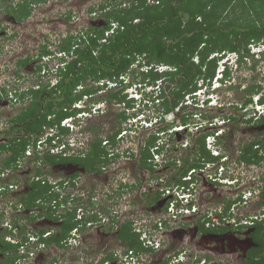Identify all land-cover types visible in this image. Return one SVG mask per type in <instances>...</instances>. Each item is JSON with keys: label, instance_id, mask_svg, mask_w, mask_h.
Wrapping results in <instances>:
<instances>
[{"label": "rangeland", "instance_id": "obj_1", "mask_svg": "<svg viewBox=\"0 0 264 264\" xmlns=\"http://www.w3.org/2000/svg\"><path fill=\"white\" fill-rule=\"evenodd\" d=\"M17 1L19 0H0V88L5 87L8 94L7 97L0 96V130L5 129L7 120L20 111L21 108H24L28 102L27 99L14 95V91L25 90L29 86H33L39 79L42 83L51 79L54 80L50 67H54V64L57 63V53L49 56L48 59L45 58L39 61V63L48 66L42 69L40 74L35 73L32 69L34 67L28 65L23 69V73L17 75L12 68H17L14 64L18 60V56L26 55V53L36 56L45 43L49 44L52 50H56L58 42L63 36L85 30L89 26V22H101V18H98L99 11L96 10L97 12L93 14V18L90 17L88 8L91 6L97 8L99 2L102 3L107 0H39L32 4L30 16L21 22L14 21L11 14L8 15L7 10L9 8L6 7V3L11 2L14 5ZM250 48L251 55L244 57L242 61L239 56L234 63L227 61L232 67H228L230 77L224 83L220 84L218 81L212 80L213 83L209 88L213 92L208 93L206 89L204 90V92L206 91V97L211 96L206 104L202 103L203 105H201L199 101L198 105L195 103L189 106L186 105V107L180 109L178 115L175 112L162 115L159 103L156 100L153 103L151 102L152 89L149 86L151 79L143 74L142 69L144 67L142 69L135 67L127 73L122 82L111 88L112 90H121V94H126L127 98L134 96L130 98V103L131 106H135V112L140 110L143 117L152 120L150 128H141L140 126L135 128V124L131 125L134 119L133 121L131 119L123 122L122 126L126 130L128 129L130 133L127 141H116L113 146L115 150L121 152L129 146L134 154L138 155L137 145L142 144L149 135H157V132L162 131L158 134L156 141L161 150L158 154L161 155L155 156L156 158H153V168L146 170L138 165L135 156L126 157L125 155L128 154L122 153V156H118L100 175L95 172L82 176L81 182L75 185L74 189L80 192V194H76L81 195L82 200L86 202L88 192L86 190L83 193L81 189L85 187L90 189L89 187H94L93 184H95L97 190L93 195H95L98 202V205L94 207L97 212L99 211L98 208L110 211L108 206L112 204V206H115L114 209L119 211L120 217L132 218L139 229L147 233L153 232L155 230L154 221L159 220L160 217L162 218L161 213L164 211V202L172 195V190L168 189L169 186L165 185V181L183 167L182 158L191 152L189 147L185 148L180 145L187 140L189 144L194 145L196 136L202 132L214 130L224 132L225 135L220 139V143H222V148L226 153L225 163H227V169L224 173L219 172L216 166L213 165L196 169L189 175L193 182L184 183L189 189L186 192L190 193V197H186L187 204L180 205L179 211L181 213L176 217H172V220L168 221V225L163 224L159 231L155 230L156 232H153V235L157 236L155 239L156 245L152 247L153 249L137 256L138 261L133 260L131 263H122L119 261V256L116 255V259L104 264H158L164 262L162 260L166 258L171 261L173 255L178 253H184L190 260L205 259L206 264H241L245 256V249L250 245L244 235L245 230L231 229L217 235H211L199 229V221L204 222L205 227H211L212 224L206 219L211 218L208 217L209 215L216 218L214 213L218 212L220 206L225 204L226 200H233L237 198V195H242V190H251V194L256 193L254 190L257 189V186L264 183V181H261L264 180V161H262L261 166H248L235 161L237 149L249 138L261 136L259 130L264 128L261 125L257 126L256 123L245 121L251 115L250 110H252V107L250 103L246 104V107L241 106L245 99L242 89L250 83L258 84L261 86V92L264 91V54H258L261 48L257 46H251ZM231 56L232 60H235L237 55L233 54ZM166 83L169 82L166 81ZM213 88L215 89L212 90ZM105 91L106 89L104 92H98L97 95L104 94L106 96ZM200 94L198 96L199 100H203V95ZM258 94L253 95L252 103L258 98ZM0 95H2L1 91ZM126 107L124 103H114L113 100L108 103L103 101L98 107L95 105L92 108L99 109L94 110L92 114L86 117L82 115L79 119L80 127L78 125L77 129L80 128V131L78 132L77 129L73 131L75 133L69 131L65 138L71 140L75 134L74 137H77L78 141L80 139L86 140L85 135L92 137L91 128L97 130V132L100 130L98 136L103 137L107 132L118 126L115 113L124 110L127 116L130 114L131 109H126ZM183 114H186L189 118L186 122L187 125L189 124L188 132H186V128L180 126V115ZM190 131L192 135H189ZM82 134L83 138H81ZM192 136L193 138H191ZM213 140L210 138L208 142L212 145ZM19 166L17 170L12 171L14 172L12 180L18 179L21 185L13 193H5V195L0 196V232L4 233L2 226L5 225V222L9 221L10 223V220H13L16 226L15 230L17 229L14 238L24 237L27 231L30 233L37 232L44 226H57L50 219L35 220V222H29L28 226H25L23 213L15 215L16 210L12 205V201L18 199L16 197L21 190L29 187L32 172L36 170V164L33 161H26L25 158L19 162ZM47 175H52L54 180L63 176V174L55 173L53 168ZM225 175L237 177L238 182L226 184L222 178ZM120 181L130 184L139 181L133 189L134 193H138L133 197L134 200H138V204H131L133 198L131 197L132 193L127 191L128 186L127 189L125 187L123 190L124 198L120 199L118 194L109 197L112 194L110 192L113 191L111 187H118ZM100 187L101 189H99ZM166 189L169 190L168 193H166ZM17 190L20 191L15 195ZM157 194L158 197L155 199L154 196ZM246 197L245 202H236V205H231L230 213L236 219L249 214L254 216L261 210L255 204L256 198H252L250 193H246ZM188 206L190 209L187 208ZM58 209L60 213H63L65 206H59ZM191 209H194V211ZM2 212H4L3 215H1ZM22 226L25 227V230L21 229ZM110 226L111 223L107 221L95 222L89 229H83L81 231L83 233L69 240L63 248L51 246L37 252L35 250L37 247L34 248L33 244H30L29 247L36 254L29 259L22 258L20 262L21 264H100L98 262L100 256L110 252L118 251L119 253L123 248V244L115 235V227L110 229ZM7 229L9 228L7 227ZM1 258H3V255L0 253Z\"/></svg>", "mask_w": 264, "mask_h": 264}, {"label": "trees", "instance_id": "obj_2", "mask_svg": "<svg viewBox=\"0 0 264 264\" xmlns=\"http://www.w3.org/2000/svg\"><path fill=\"white\" fill-rule=\"evenodd\" d=\"M37 1L39 0H19L14 5L8 2L6 3V7L9 8L8 15L11 14L14 21L21 22L31 14L32 4ZM96 10L99 11L97 16L103 23L89 22L85 30L64 37L56 50H52L49 44L45 43L36 56L26 53L25 57H19L15 62L18 75L27 65H33L34 71L40 74L41 70L48 66L39 61L55 52L60 53L57 55V63L50 67L54 76L52 84L48 80L45 83L41 82L39 88L29 86L23 91L15 92L16 96L27 99L28 102L7 120V127L3 133L11 136L9 135V143L0 144V149L8 146L10 154L0 159L3 168L9 166L17 168L15 162L23 155L26 146L34 137L40 136L47 128H59V132L65 134L68 129L60 126L61 120L83 110L91 112L95 103L103 101L108 103L113 100L114 103H124L126 109L132 108L130 98H127L126 94H121L119 89L107 88V82H121V77L132 71L137 64L149 67L143 74L150 77L152 85L160 80L157 92H153L155 94L152 103L157 100L162 115H165L180 103L179 109L184 108L182 102L185 96L195 92L200 86V81L208 84L212 82L218 61L225 54L234 53L242 61L244 57L251 55L248 48L251 43H264V0H107L99 2L97 8L92 6L88 8L91 17L94 18ZM115 24L114 31L106 36V31ZM158 64L166 65L167 70H157ZM229 73L228 69L224 71L223 81L230 77ZM105 89L106 96L97 95ZM242 91L245 99L241 106L246 107V104L251 103L253 95L257 93L258 103L264 102V91L261 92V86L258 84L250 83ZM2 94L8 96L4 87ZM79 101L84 107H75V103ZM250 111L251 115L245 121L264 127V113H258L254 109ZM176 114L178 115V112ZM129 115L127 116L124 110L115 113L118 126L103 137L98 136L100 130L97 132L91 128L93 138L87 157L62 156L46 151L33 159L35 164L39 161V165L36 164V170L32 172L33 180L23 201L27 208L38 206L36 201L39 198L50 204L46 214L55 222L57 229L46 239L47 243L59 247L65 245L66 236L75 225L73 220L75 209L68 207L63 213L59 212L58 207L67 204L70 193L61 197L46 180H36V176L43 174L40 166L55 164L58 161H73L79 162L90 172L100 173V166L108 161L109 153L102 142L107 139L114 144L117 134L123 129L122 123L130 119ZM188 120L186 114L180 115V123L186 124ZM208 133L202 132L196 136L194 144L206 159L212 157L210 151L205 148ZM259 133L262 135L249 138L237 149L238 163L262 165L264 128L259 130ZM157 139L158 135L152 134L139 145V166L150 170L153 168L149 160L152 159L150 147L156 144ZM184 162L183 167L174 174V181L177 184L183 183L182 177L188 170L200 167L197 161L193 162L189 158ZM65 177L68 178L66 175ZM66 180L71 186H75L74 181ZM59 182L61 186L63 182ZM260 188L258 205L263 216L250 217L249 223L244 225L250 229L251 245L246 248L241 264H264V185ZM231 203L229 200L226 201L222 215L227 214ZM27 217L30 219L31 215L27 214ZM206 221L212 226L207 228L204 222L199 221V229L202 232L221 233L232 228L214 225L211 219ZM2 229L5 233L0 232V253L3 255L0 264H19L21 256L18 244L4 239L5 235H11L13 232L11 228ZM132 229V223L124 220L115 235L128 249L136 252L143 249L147 251L141 244L138 234ZM116 258L114 252L106 253L100 258L99 263L104 264ZM166 263L165 261L158 264Z\"/></svg>", "mask_w": 264, "mask_h": 264}, {"label": "clouds", "instance_id": "obj_3", "mask_svg": "<svg viewBox=\"0 0 264 264\" xmlns=\"http://www.w3.org/2000/svg\"><path fill=\"white\" fill-rule=\"evenodd\" d=\"M90 17H91V14H90ZM101 22H102V20H101ZM93 24H96V23H93ZM115 27H116V24L113 25L112 28L107 30L105 35L106 36L110 35L114 31ZM69 34H72V33H69ZM67 35L63 36L60 39V41L64 37H66ZM251 46H257L258 48H261V49H259L258 54H261V55L264 54V43H259V44L251 43L248 48L251 49L250 48ZM55 53H57V52H55ZM57 54L59 55L60 53H57ZM233 54L234 53H227L223 57H221V59L218 61V66H217V70H216L217 72L215 74V77L212 80L218 81L220 84L224 83L227 80V78H226L223 81V78H225L224 77V71L227 70L228 67H230V68L232 67L231 65H229L227 63V61L229 60V61H232L234 63V62H236V60L238 58V56H236L235 60L234 59L232 60V56L231 55H233ZM234 55H236V54H234ZM18 57H25V55H19ZM45 58L48 59L49 56H45ZM45 58H43V59H45ZM137 65H135L133 68L139 67V68L142 69L144 67L142 69V71H144V72H146V70L149 68V67H147L145 65H141V66H137ZM31 66L34 67L33 65H31ZM219 66H222V67L220 68ZM25 67L22 68V73H23V71H24L23 69H25ZM167 68L168 67L166 65H164V64L156 65V69L159 70V71L160 70H165V69L167 70ZM32 69H34V68H32ZM12 70L15 71L16 74H17V70L18 69L16 67H13ZM35 73L39 74V72H36V71H35ZM19 74H21V73H19ZM125 76L126 75L121 77V79L123 80L125 78ZM122 80H121V82H122ZM49 81L51 82V84L54 82V80H52V79L49 80ZM41 82L42 81L39 79L37 82H35L33 84L32 87L39 88L40 85H41ZM107 83H108L107 84V88L115 87L116 85H118V83L111 82V81L107 82ZM212 83L213 82L208 84L207 82L204 83V82L200 81L199 82V85H200L199 88L195 92H193L191 95L185 96V99L182 102V106L186 107V105L189 106V105H192L193 103L198 105L199 101H200L201 105L206 104L208 102V99L211 98V96H207V97L205 96L206 95V91L208 93L209 92H213V91H210V88H209V86H211ZM149 84H150L149 86H151V89H152L151 90L152 93H151V97H150L151 98V102H152V98H154L153 94H155L153 92L154 91L157 92L158 89H156V88L160 84V80H157L154 85H152L150 82H149ZM217 87H215V88H217ZM215 88H213L212 90H214ZM205 89H206V91L204 92ZM0 91L2 93V87L0 88ZM15 92H18V91H14V95H15ZM200 93H202V95H203V98H204L203 100L202 99L199 100L198 96L201 95ZM0 96H5V95L2 94ZM132 97H134V96H132ZM132 97H128V98H132ZM8 99L10 100V98H8ZM14 99H15V97H14ZM194 101H196V102H194ZM147 102L148 101L146 100V103ZM100 103L101 102L95 103L92 107H94L95 105L98 107L100 105ZM250 104H251L252 109H254L256 112L264 113V102L262 104H260V103H258V100L256 99L254 103L251 102ZM180 105H181V103L178 105V107H176L174 109L176 111L173 110V111H171V112H169L167 114H170V113L172 114L173 112H175V114H176L177 112H179L180 111V109H179ZM75 107L81 108V107H84V106L82 105V102L79 101V102L75 103ZM96 109H99V108H94V109L92 108L91 112L83 110V111L77 112V114H75V115H72V116H69V117H66V118L62 119L61 122H60V126L62 128H67L68 129V131L65 134L64 133H60L59 132L60 131L59 128H50V129L47 128V129L44 130V132L40 136L34 137L29 142V144L26 146L23 155L15 162V163H17V168H11L10 166L3 168V165L0 162V180H1V182H0V196L5 195V193L6 194L13 193V191L18 189L19 186L21 185V182L18 179L12 180L13 179L12 175H14V172H12V171L17 170L20 167L19 166V162L21 160H23L24 158L26 159V161L32 162V160L36 156H41L42 153H45L46 151H48L49 153H53V154H61L62 156H82L83 157V155H80L79 153H81V152H83V151H85V150L90 148L93 136L90 137L88 135H85L86 140L80 139V141H78L79 139L77 137H74L75 134L72 136L71 140H70V138L69 139L67 137L65 138V136H67L69 131L73 132L74 130H76L78 125L80 127V124H79L80 120L79 119L82 117V115H85V117H86L89 114H92V112L94 110H96ZM129 109H131V112H130L131 116H130L129 120L132 119V121H133V119H134V121H133L134 123L132 122L131 125L135 124V128H137L139 126L141 128H150V126H152V120L149 119L148 117H143V113L140 112V110H139V112H135V106H133L132 108H129ZM133 113H134V115L132 116ZM167 114H165V115H167ZM180 126L186 128L187 129L186 132H188L189 124L187 125V124H182L181 123ZM3 131H4V129L0 130V132L2 133V134L0 133V144L1 143H9V140L7 141L6 139L9 138L8 136L10 134L3 133ZM77 131L79 132L80 128L77 129ZM160 132H162V131H159L156 134L158 135ZM207 132H209V133L207 134V136L205 138V145L207 146V150L210 151V155L213 158L210 157L211 159L209 161H206L205 163H203V161H202L201 164L202 163L203 164L200 165L199 169H203V167H205V166L213 165V166H216V168L218 170V166L222 162H225L224 160L226 159V158L223 159L224 156L226 155V153L224 152V150L222 148V143H220V139H222V137L225 134H224V132H222L220 130L219 131H217V130L207 131ZM73 133H75V132H73ZM129 133L130 132L128 131V129L126 130V128L123 127V129L117 134V136L115 138V143H116L117 140L119 142L120 141L121 142L127 141ZM189 135H192L191 131L189 132ZM52 137H54V138L50 139ZM83 137L84 136L82 134L81 138H83ZM191 138H193V136ZM210 138L214 139L213 142H212V145L210 144V142H208V139H210ZM82 141H85V142L83 143ZM187 141L182 142V144L180 146L186 148L188 145H190L189 142H187ZM80 142L82 143V144H80L81 146L78 144ZM115 143L112 144L107 139L103 140L102 145L105 146L108 149L109 153L107 155L108 161L105 164H102L100 166L101 167V172L100 173L104 172V170H106V168L108 166H110V164H112L114 162V160L118 156H122L121 155L122 153L128 154V155H125L126 157L135 156V158L138 161L139 144L137 145V148H136V151H138V155H135L134 152L132 151V148H130L129 146H127L121 152H117V149L115 150V148L113 147L115 145ZM185 143H187V144H185ZM194 144H195V142H194ZM7 147L5 149H0V159H3L5 157H7L8 154H10V151H9V149H7ZM40 148H41V150H40ZM150 151H151V154H152V159H149V160L151 162V165L153 166V161H154L153 158L155 156L158 157V156L161 155V154H158V153H160L161 150L157 146V142H156L155 145L150 147ZM237 156H238V153H237ZM235 161L237 162L236 159H235ZM162 162H163V160H162ZM33 163L35 164L34 160H33ZM36 164L39 165V161ZM240 164H244V165H248V166H257V165L246 164V163H240ZM44 167H47V168L44 169ZM49 167H50V164H42L40 166V169L42 170L43 174L36 176L35 179L36 180H46L49 184L53 185V190H57L60 193L61 197L64 194H66V193H70V199L67 202V204H64V205H61V206H65V209L68 208V207H70L72 209H75V212H74L75 217L73 219L74 222H75V225L69 230L68 235L66 236V239H65V241H66L65 245H63L62 247H59V246L54 245V244H49L46 241V239L53 232L56 231L57 226L56 227L55 226L54 227L44 226L43 228L41 227L37 232L30 233L29 231H27V232H25L26 235L24 237L14 238V233H16V230H17V229L15 230L16 226L14 224V221L10 220L11 221L10 223H9V221L5 222V225L2 226V228L8 227L9 230L11 228L13 233L11 235H5L4 239L6 241L18 244V246H17L18 247V252H19V256H21V258L18 260L19 264H21L20 260L22 258L29 259L32 256H34V254H36L35 251L32 250L29 247L30 244H33L34 248L37 247V249H35V250H37V252H39L42 249H45L46 247H51V246H55V247H58V248H63V247H65L67 245L69 240H71L73 238H76L78 234L83 233V232H81L83 229H85V230L89 229L91 227V225L93 223H95V222H103L102 221L103 218H106L107 219L106 221L111 223L110 229H113L115 227V230H117V228L119 227L121 222H123L124 220H129L132 223V227H133L132 230L138 234V237H139V240L141 241V244L145 248H147V251L142 250L141 252L140 251L136 252L134 250L128 249L125 245H123V246L121 245L123 247L121 249V251L118 253V251L116 250L117 252H114V254L119 256V261H121L122 263L123 262L131 263V261H133V260H137L138 261V257L137 256H139L142 253H146V252L151 251L153 249L152 247H154V245H156V240L155 239L157 238V236L153 235V232L159 231V229L162 227L163 224L164 225H168V221L172 220L174 211H170V209H169V200H170L169 198H167V200H165L164 206H163L164 211L161 213L162 218L164 220H161L162 219L161 217L159 218V220L158 219L155 220L153 225L155 226V230L156 231L154 230L153 232H148V233L146 231L142 230V229H139L137 227V224L134 223V220L132 218H129V217L122 218V217H120L119 213H118L119 211L114 209L115 206H112V204H110V206H108V208H110V211H107L106 209H103L104 211L102 210L103 212H101L102 215L100 217H99V212H97L95 210L93 212H85L86 204H85L84 200H82L81 195L76 194V193H80V192L79 191L77 192V190L74 189L75 186H74V188L71 187V185L69 184V181L66 180L67 178L65 177V175H63V177H60V179H57V180L52 179L53 178L52 175H50V176L47 175L49 172L52 171V168H49ZM143 168L146 169V170H150V169H148L146 167H143ZM195 170L196 169H194V170L192 169V170L187 172L188 174L186 173V178H183V181H186L184 183H188V184L190 183L191 176H189V175L191 173H193ZM32 180H33V176L31 177V182H32ZM174 180H175V178L173 179V182H175ZM59 181L63 182L61 186H59V183H60ZM261 181H264V180H261ZM78 182H79V179H77L76 182H74L75 185H78ZM236 182H238V179L233 181L231 184H234ZM41 183H43V182H41ZM138 183H139V181L138 182H133L132 184L120 181L119 184H118V187L114 188V192H116V193L113 192L112 194H110L109 197H113L112 196L113 194L114 195L117 194L118 189H119L118 197L120 199L124 198L125 195H124L123 190H124L125 187L127 189V186H128L127 191L132 193L131 197L133 198L132 195H134V194L138 195L137 192L136 193L133 192V189L136 187V185H138ZM183 184L181 183L179 185L182 186ZM64 185H67V186H64ZM262 185H264V183L259 184V186H257V189L254 190V191H256V193L251 194V192H250L251 190H248V191L242 190V195H237V198H234L233 200H229V199L228 200L232 202L231 205L232 204L236 205V202H241V201L245 202L247 197H243V193L249 192L250 196L252 198H256L255 204L257 205V207L259 209H261L259 207V205H258V201L260 199V193H261L260 186H262ZM181 186L175 188L176 190H178L179 193H186V190H189L185 184L182 187ZM65 187H67L66 190H64ZM28 188L29 187H27L24 190L20 189L21 191L17 190L15 192V195H17V193L20 191L19 195L16 197L18 199L12 201V205H13V207L16 210V213L15 212H12V213L13 214L15 213V215H17L18 213H20V214L23 213V217L25 218V222H24L25 226H28L29 222L30 223L35 222V220H37V221H40L42 219L49 220L50 218L48 217V215L45 212H46V209H48V206L50 204L47 201L43 200L42 198L37 199L36 205L39 204L38 206H33L31 208H27L25 206V203H24L23 199L25 198V194H26L25 191H27ZM169 188L172 189V187H169ZM158 194H157V197H158ZM183 199H184V197H180V198H178V202L175 203L176 207L174 208V210H178V211H176L177 216L181 213L179 211L180 205L181 204H185V205L187 204V202H183L182 201ZM226 201H225V204L220 206V209L218 210V212L215 211L216 213H214V216H216V218L213 217V215H209L208 216V217H211L210 219L213 220L214 225H219L220 223H222L223 226L232 227L231 228L232 230H246V229H248V227H244V225L249 223V218L250 217H254L255 218L257 216H259V217L263 216V214L259 211L254 216H251L249 214V215H244V216L236 219L235 216H232L231 213H230L231 205H230V207L227 210V214L226 215H222L224 207L226 206ZM136 203L138 204V201H134L133 199L131 200V204H136ZM54 204H55V202L53 201L52 205L54 206ZM78 208H81V209H78ZM187 208L190 209L189 206ZM21 211H24V212H21ZM40 213H41V215H40ZM3 214H4V212H3ZM27 214L31 215L30 219L27 217ZM108 214H109V216H108ZM93 216L95 217L94 219H93ZM221 216H222V219H221ZM52 223H55V222L52 221ZM241 225H243V226H241ZM29 226L31 227V225H29ZM239 227H241V228H239ZM21 229L25 230V227L22 226ZM4 233H5V231H4ZM6 237H8V238H6ZM247 239H248V241H249V243L251 245L250 239L249 238H247ZM21 248L24 249V251L22 253H20V249ZM102 257L103 256H100V258H102ZM100 258H99V260H100ZM99 260H98V262H99ZM162 261H164V262L166 261L167 262L166 264H206V260L205 259H202V260H199V259L198 260L197 259L190 260V259H188V257H186V255L184 253L174 254L171 261L168 258L163 259ZM107 262L108 261H106L104 263H107Z\"/></svg>", "mask_w": 264, "mask_h": 264}, {"label": "flooded vegetation", "instance_id": "obj_4", "mask_svg": "<svg viewBox=\"0 0 264 264\" xmlns=\"http://www.w3.org/2000/svg\"><path fill=\"white\" fill-rule=\"evenodd\" d=\"M17 135H21V134H17ZM9 138H7L6 140L8 141L9 139H10V136H8ZM187 147H189V150L191 151L190 152V154H186V156L185 157H183L182 159H183V163L185 164V162H184V160L186 159V158H189L191 161H197L196 163L197 164H199V165H201V162L203 161H209L211 158H209V159H206L205 158V156H203V155H201V153L197 150V148H195V145H188ZM186 147V148H187ZM205 148L207 149V146L205 145ZM88 150L89 149H87V150H85V151H83V152H81V153H79L80 155H83V157H87V153H88ZM192 154V155H191ZM206 159V160H205ZM198 165V166H199ZM50 167H52L53 168V170L55 171V173H59V174H63V175H66L68 178L67 179H70V180H72V181H74V182H76V180L77 179H79V182H81V180L83 179L82 178V176L84 177V175H86V174H90V173H95V172H90L87 168H85V166H83V165H81L79 162H73V161H58V162H56L55 164H51L50 165ZM61 169H63V170H61ZM189 171V170H188ZM73 174H76V176H72ZM96 174H99L100 175V173L99 172H96ZM61 177H63V176H61ZM174 175L171 177L170 176V178H168L166 181H165V185H168L169 187H172V189H175V188H177V187H179V186H181V185H179V184H177V183H175V182H173V179H174ZM183 178H186V175H184L183 177H182V179ZM170 179V180H169ZM193 181H190V183H192ZM183 183H184V181H183ZM94 185V187H89L90 189H88L87 187H85V188H82L81 189V191L84 193L86 190H87V192H88V198H86V202H85V204H86V210H85V212H93L94 210L96 211V209L94 208L96 205H98V202H97V200H96V198H95V195H93V194H95V192H96V185L95 184H93ZM184 185V184H183ZM182 185V186H183ZM181 186V187H182ZM72 188H74V186H71ZM112 188V190L114 191V188L113 187H111ZM70 189V188H69ZM99 189H101V187L99 188ZM113 191L112 192H110V193H113ZM119 193V189H118V192H117V194ZM80 194V193H79ZM82 194V193H81ZM105 195H106V192H105ZM90 196V197H89ZM113 196H114V194H113ZM134 196H136V194H134L133 195V197ZM133 200H134V198H133ZM134 201H138L137 199H135ZM137 204V203H136ZM78 209H81V208H78ZM99 209V217L102 215L101 214V211L104 209V208H98ZM104 211V210H103ZM102 211V212H103ZM95 217L93 216V219H94ZM107 219L106 218H103L102 219V221L103 222H105ZM228 230H230V229H228ZM208 234H211V235H217V234H220V233H218V232H215V231H208L207 232ZM249 233H250V229L248 228V229H246L245 230V232H244V235H245V237H247V238H249ZM246 250V249H245ZM246 252V251H245Z\"/></svg>", "mask_w": 264, "mask_h": 264}, {"label": "built area", "instance_id": "obj_5", "mask_svg": "<svg viewBox=\"0 0 264 264\" xmlns=\"http://www.w3.org/2000/svg\"><path fill=\"white\" fill-rule=\"evenodd\" d=\"M216 153V152H215ZM226 157L224 156V158L223 159H225ZM225 161V160H224ZM226 169H227V163H225V162H222L219 166H218V170H219V172H222V173H224L225 171H226ZM223 178V182H226V184H231L233 181H235V180H237V177H231L230 175H225L224 177H222ZM169 190H172V195H170V197H169V209H170V211H174L173 212V217H176L177 216V213H176V211H178V210H174V208L176 207V205H175V203H177L178 202V198H180V197H184V199L182 200L183 202H187L186 201V197L187 196H189V194L190 193H179L178 192V190H176V189H170V188H168ZM168 189H166L165 191H166V193H168L169 192V190ZM246 193H249V192H246ZM246 193H243V197H246ZM164 194V193H163ZM190 197V196H189ZM191 210H193L194 211V209H191ZM24 251V249L23 248H21L20 249V253H22ZM33 254V253H32Z\"/></svg>", "mask_w": 264, "mask_h": 264}]
</instances>
